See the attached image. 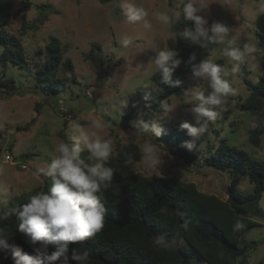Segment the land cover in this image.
Returning a JSON list of instances; mask_svg holds the SVG:
<instances>
[{"label": "rangeland", "instance_id": "obj_1", "mask_svg": "<svg viewBox=\"0 0 264 264\" xmlns=\"http://www.w3.org/2000/svg\"><path fill=\"white\" fill-rule=\"evenodd\" d=\"M12 2L11 19L2 29L21 40L29 71L0 67V77L15 81L17 86L14 95L0 92V198L6 200V204H0V210L12 202L25 203L30 195L42 189L48 177L41 169L50 162L56 146L72 142V137L78 135L76 125L83 126L91 134L94 129L88 125L96 118L107 124L99 134L113 139V153L108 162L121 163L123 153L130 152V162L123 164L132 162L130 169L117 167L122 175L133 171L142 177H169L179 183H193L200 191L225 201L229 199L230 189L242 194L253 192L254 186L247 178L232 179L227 173L206 166L205 159L216 151L222 139L253 158L264 159V116L240 109L241 102L250 95L248 86L257 84L264 71V51L255 27L257 18L264 14L261 0H205L208 7L198 11L197 14L208 21V27L215 23L229 27V38L235 37V46L248 45L251 51L238 62L236 72H232V65L223 56L224 44H218L207 58L213 63L223 60L228 71L223 78L228 81L232 93L226 103L216 107V118L207 121L206 130L190 136L197 155L195 163H187L181 151L167 144L162 135L141 138L140 143L146 139L160 148L161 165L154 171L146 169L141 158L133 161L134 148L140 152V143L130 135L134 131L133 122L139 118L155 120L162 129L180 127L184 121L196 126L190 111L192 104L187 102L185 94L195 88L208 90L206 82L194 79L191 74L189 88L166 101L171 110L162 107L153 112L144 108L145 96L150 99L161 92L152 82L157 71L150 62L166 45L176 51L172 26L160 24L153 16L157 11H170V0ZM41 5L51 6L55 13L50 9L48 21L35 31L33 26L40 16ZM129 5L148 10L151 29H145L143 22H126L124 11ZM194 7L199 8V5L194 3ZM181 20L182 17L173 24ZM52 37L60 42L64 59L71 60L73 71L69 73L62 68L58 77L67 80L61 92L49 94L36 88L34 77L36 68L44 60L38 52L45 50ZM125 37L132 41L127 47L121 44ZM94 45L100 48H93ZM133 99H137V103H132ZM254 131L261 133L258 145L251 139ZM6 156L12 160L4 163ZM82 157L87 158L86 151L82 152ZM21 158L26 159V170L21 169ZM47 184L49 187L50 179ZM259 207L264 213V194ZM255 221L259 225L243 237L244 244L256 243L254 248L250 247L253 249L248 253L246 264H264V217H255ZM193 262L206 264L198 258Z\"/></svg>", "mask_w": 264, "mask_h": 264}, {"label": "trees", "instance_id": "obj_2", "mask_svg": "<svg viewBox=\"0 0 264 264\" xmlns=\"http://www.w3.org/2000/svg\"><path fill=\"white\" fill-rule=\"evenodd\" d=\"M170 6H174V0H170ZM12 7V0H0V67L11 66L28 72L29 61L24 55L21 40L2 29L11 19ZM50 9L55 13L49 5L39 7L40 16L33 30L37 31L48 21ZM185 26L192 28L194 23L188 21L186 24L182 18L172 25L177 58L181 60L180 65L174 69L172 82H165L157 71L152 82L161 92L145 102V109L157 112L162 108V102L188 89L193 66L207 59L218 46L211 44L208 48H200L181 39L178 34ZM255 27L256 37L264 51V14L257 18ZM93 48L100 47L94 45ZM38 54L44 56V60L35 70L36 88H42L49 94L61 92L67 79L58 77V73L62 68L71 73V60L64 59L60 42L54 37L45 50ZM215 64L225 68L223 60ZM248 90L250 95L241 102V111L264 116V71L258 83L249 85ZM0 92L14 95L17 92L15 81L0 77ZM137 96L139 98L140 93ZM132 103H137V99H133ZM161 135L167 144L181 151L187 163H195L197 155L193 145L191 148L187 146L191 144L187 130L172 126L165 128ZM260 135V132L252 133L254 144H259ZM134 149L136 153L133 161H137L141 153L137 148ZM122 157L124 161L121 163L107 162L114 176L112 185L102 195L101 202L106 208L104 227L86 241L70 245L69 264H77L71 260L72 249L89 253L86 264H194L196 258L206 264L247 263L248 253L256 243L244 244L243 237L248 230L259 225L255 217H264L259 207L264 194V159L253 158L244 150L230 146L226 139L221 140L216 151L205 159V165L227 173L232 179L245 177L254 186L253 192L249 194L230 189L229 199L225 201L200 191L193 183H179L169 177H142L133 171L122 175L117 167L123 166L128 170L132 164L123 165L124 162H130V152L125 151ZM49 179L39 190H47ZM22 203L12 202L9 207L0 210V214L10 212ZM18 224L15 215L0 221V227L5 229L10 244L35 255L34 248L41 247L40 243L32 245L25 234L18 230ZM237 224L241 226L238 228ZM161 234L169 240L175 239V246L171 249L156 246L154 239ZM251 245L253 248H250ZM55 250L54 245L47 248L49 255ZM0 264H13L10 252H0Z\"/></svg>", "mask_w": 264, "mask_h": 264}, {"label": "clouds", "instance_id": "obj_3", "mask_svg": "<svg viewBox=\"0 0 264 264\" xmlns=\"http://www.w3.org/2000/svg\"><path fill=\"white\" fill-rule=\"evenodd\" d=\"M194 3L199 8L194 7ZM264 8V0H261ZM208 6L205 0H174L170 11H157L154 19L160 24L171 27L181 17L186 22H194V27H184L178 35L181 39L200 48H208L211 44H224L223 56L232 65V72H236L239 63L251 51L248 45L243 48L235 46V37L229 38L230 28L215 23L208 27V21L198 15V11ZM124 16L126 22L135 24L143 22L145 29H151V22L147 19L148 10L144 7L129 5ZM131 39L125 37L121 44L127 47ZM178 53L167 45L160 50L150 64L155 65L165 82L171 83L174 69L181 60ZM195 59V57H192ZM228 75L225 68L213 63L211 59H204L192 68L194 79L206 82L207 91L195 88L185 94L190 109L196 121V126L184 121L180 128L187 130L191 137L202 134L207 128V121L214 120L217 106L226 103L232 93L229 83L223 77ZM149 97L145 96V100ZM166 110L172 107L167 102L161 105ZM206 118V119H205ZM204 121L203 123L201 121ZM88 127L94 129L89 134L83 126L76 125L78 135L72 137V142H62L54 149L53 156L47 166L41 171L50 178L47 190H39L30 195L27 202L19 207L12 208L10 212L0 214V221L7 220L9 215H15L18 220V230L25 234L32 245L40 243L41 247L34 248L35 255H30L21 247L10 244L9 236L4 228L0 227V252H10L13 264H69L70 245L86 241L95 236L104 227L106 214L105 205L101 202L103 192L112 185L114 172L107 166L113 153V139L103 138L99 133L107 127L100 118L93 119ZM134 131L130 133L138 143L145 136H160L163 129L155 120L137 119L133 122ZM189 148L192 144L187 145ZM87 152V158L82 152ZM160 148L149 140L140 143L141 163L150 171L161 165ZM0 204L6 200L0 198ZM237 224L236 227H240ZM154 244L164 249L175 246V239L169 240L161 234L154 239ZM49 245L55 246L50 255L47 252ZM89 259L88 252H79L72 249L71 260L77 264H86Z\"/></svg>", "mask_w": 264, "mask_h": 264}, {"label": "built area", "instance_id": "obj_4", "mask_svg": "<svg viewBox=\"0 0 264 264\" xmlns=\"http://www.w3.org/2000/svg\"><path fill=\"white\" fill-rule=\"evenodd\" d=\"M11 160H12L11 157L6 156V157H5V160H4V163H6V162H10ZM13 162H15V161H13ZM21 169H22V170H26V169H27V166H26L25 163H23V164L21 165Z\"/></svg>", "mask_w": 264, "mask_h": 264}, {"label": "water", "instance_id": "obj_5", "mask_svg": "<svg viewBox=\"0 0 264 264\" xmlns=\"http://www.w3.org/2000/svg\"><path fill=\"white\" fill-rule=\"evenodd\" d=\"M20 161H21L22 163H24V162H25V158H21Z\"/></svg>", "mask_w": 264, "mask_h": 264}, {"label": "crops", "instance_id": "obj_6", "mask_svg": "<svg viewBox=\"0 0 264 264\" xmlns=\"http://www.w3.org/2000/svg\"><path fill=\"white\" fill-rule=\"evenodd\" d=\"M25 161H26V159H25Z\"/></svg>", "mask_w": 264, "mask_h": 264}]
</instances>
